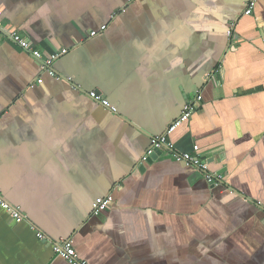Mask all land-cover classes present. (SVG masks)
<instances>
[{"label":"crops","instance_id":"obj_1","mask_svg":"<svg viewBox=\"0 0 264 264\" xmlns=\"http://www.w3.org/2000/svg\"><path fill=\"white\" fill-rule=\"evenodd\" d=\"M250 1L0 0V196L25 217L0 206V264H72L65 241L88 264H264V0L245 15ZM14 34L67 49L57 77ZM198 95L173 149L142 163Z\"/></svg>","mask_w":264,"mask_h":264},{"label":"built area","instance_id":"obj_2","mask_svg":"<svg viewBox=\"0 0 264 264\" xmlns=\"http://www.w3.org/2000/svg\"><path fill=\"white\" fill-rule=\"evenodd\" d=\"M255 6H256V0H251L247 5L245 15H251L255 9ZM103 29H106V27H104ZM94 35H96V33H92V36ZM229 35H232V31H229ZM12 39L21 48L28 50L32 53L33 57L37 61H39L40 68L42 69L43 72L50 73L52 76L57 77V74L53 69V66L61 58V56H64L68 53L67 49H62L61 51L55 53L45 54L40 51L34 50L30 42L19 34H14L12 36ZM37 82L38 84H42L43 80L39 79ZM91 97L97 100H101L103 106L110 107L109 103L105 99L101 98V96L97 95L96 93H93ZM201 100L202 98L200 95L192 99L184 107L181 115L168 126L165 135L153 139L152 147L144 155L142 159V163L148 161L150 157L153 154H155L158 149H163L164 147L173 149L172 146L167 141L168 135L174 133L181 125H183V123L189 121L192 118V116L196 113L198 109V105L201 102ZM113 111H115L114 108ZM198 151H199V147L195 146V152L198 153ZM176 160L178 162L185 163L188 166L198 168L199 170L203 171L206 174L208 180L216 183L215 175H209L208 165L206 163V160L203 159L202 156H200L199 154L198 155L177 154ZM111 201H112L111 197L102 201L100 206L97 208L96 213L98 214L100 211L105 210ZM0 206L6 209L10 213L11 217L17 223H22L25 221V217L23 216L21 209L19 207H14L10 205L1 196H0ZM37 236L39 239L46 241V236L43 233L41 232L37 233ZM55 251L60 257L66 259L72 264H88L86 261L79 260L78 255L73 247V244L70 241H65L62 244L56 245Z\"/></svg>","mask_w":264,"mask_h":264},{"label":"water","instance_id":"obj_3","mask_svg":"<svg viewBox=\"0 0 264 264\" xmlns=\"http://www.w3.org/2000/svg\"><path fill=\"white\" fill-rule=\"evenodd\" d=\"M1 34H3V32H2V30L0 29V38H1ZM97 95H99V93L98 92H95ZM160 153H161V149H158L157 151H156V153L155 154H153L151 157H150V159L147 161V163H151L153 160H155L157 157H158V155H160ZM144 168V165H142V168H141V170Z\"/></svg>","mask_w":264,"mask_h":264}]
</instances>
